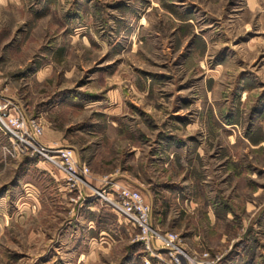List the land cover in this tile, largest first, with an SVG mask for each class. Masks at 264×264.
<instances>
[{
	"label": "rangeland",
	"instance_id": "374dc122",
	"mask_svg": "<svg viewBox=\"0 0 264 264\" xmlns=\"http://www.w3.org/2000/svg\"><path fill=\"white\" fill-rule=\"evenodd\" d=\"M4 100L90 185L0 122V264H145L120 186L193 254L264 264V0H0Z\"/></svg>",
	"mask_w": 264,
	"mask_h": 264
},
{
	"label": "built area",
	"instance_id": "2783aa9c",
	"mask_svg": "<svg viewBox=\"0 0 264 264\" xmlns=\"http://www.w3.org/2000/svg\"><path fill=\"white\" fill-rule=\"evenodd\" d=\"M8 104L9 100L2 101L0 109L3 111ZM15 107V110L17 109L15 114L0 110V122L5 131L9 133L12 143V146L5 147L6 151L11 156L19 152H36L63 172L66 189L77 190L79 197H88L85 187L90 185L87 180L90 169L86 162L80 161L76 149L72 146L43 144L40 140L42 126L23 114L18 106ZM108 184L109 180H106L103 189L96 193L108 198L105 195L108 192L104 190ZM110 189L108 187L107 191ZM117 195L118 199L115 202L112 201V204L118 214L139 229V239L143 242L147 252L144 257L145 264H216V260L210 258L208 252L200 255L193 254L182 243L178 233L161 230L155 225L152 219V204L138 189L120 186Z\"/></svg>",
	"mask_w": 264,
	"mask_h": 264
},
{
	"label": "crops",
	"instance_id": "0c3cea01",
	"mask_svg": "<svg viewBox=\"0 0 264 264\" xmlns=\"http://www.w3.org/2000/svg\"><path fill=\"white\" fill-rule=\"evenodd\" d=\"M146 199V198H145ZM146 200H148L151 204H152V202H151V200H150V198H148V199H146Z\"/></svg>",
	"mask_w": 264,
	"mask_h": 264
}]
</instances>
